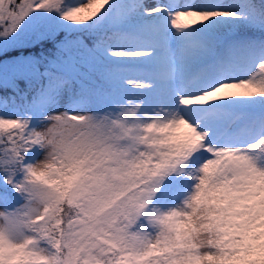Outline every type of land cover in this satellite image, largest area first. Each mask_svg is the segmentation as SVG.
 <instances>
[{
	"label": "snow or ice",
	"instance_id": "snow-or-ice-1",
	"mask_svg": "<svg viewBox=\"0 0 264 264\" xmlns=\"http://www.w3.org/2000/svg\"><path fill=\"white\" fill-rule=\"evenodd\" d=\"M0 264H264V0H0Z\"/></svg>",
	"mask_w": 264,
	"mask_h": 264
}]
</instances>
